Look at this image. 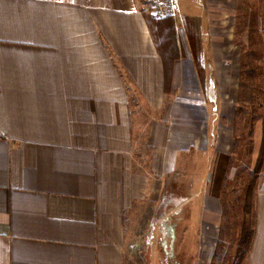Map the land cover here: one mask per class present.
Instances as JSON below:
<instances>
[{
	"label": "crops",
	"instance_id": "obj_1",
	"mask_svg": "<svg viewBox=\"0 0 264 264\" xmlns=\"http://www.w3.org/2000/svg\"><path fill=\"white\" fill-rule=\"evenodd\" d=\"M240 1L156 21L143 0H0V264H123L126 214L188 155L191 264H213ZM253 203L245 264H264V166Z\"/></svg>",
	"mask_w": 264,
	"mask_h": 264
},
{
	"label": "rangeland",
	"instance_id": "obj_2",
	"mask_svg": "<svg viewBox=\"0 0 264 264\" xmlns=\"http://www.w3.org/2000/svg\"><path fill=\"white\" fill-rule=\"evenodd\" d=\"M239 4L235 39L232 43H224L233 46L227 60L233 59L241 64V89L237 96L240 104L229 111L230 121L226 122L234 137L220 189L223 217L216 242V251L225 254L220 261L215 257L213 264H235L242 224L247 222L250 227L253 219L247 200L251 186L258 182L257 161L264 142V0H241ZM235 55L240 56L235 58ZM137 114L136 124L140 126L135 142L141 145L145 143L148 116L144 112ZM187 157L189 155L181 157L179 168L167 176L158 200H154L153 194L151 198L133 203L128 216L126 214L123 264H166L171 256L172 264H191L193 256L188 230L192 222H189L188 203L195 190H200L197 183L201 180L195 176L192 178L195 171L188 165H195ZM138 168L142 170V166ZM172 224L175 225L173 240L166 234V229ZM164 244L168 245L167 248ZM245 259L237 261V264H245Z\"/></svg>",
	"mask_w": 264,
	"mask_h": 264
},
{
	"label": "trees",
	"instance_id": "obj_3",
	"mask_svg": "<svg viewBox=\"0 0 264 264\" xmlns=\"http://www.w3.org/2000/svg\"><path fill=\"white\" fill-rule=\"evenodd\" d=\"M165 19H167V18H165ZM158 20H164V19H158ZM262 123H263V138H264V118L262 120ZM263 166H264V142H263V145L261 147L260 156H259L258 161H257V168L256 169L260 173V175L258 177L261 176ZM255 188H256V186H254V185L251 186V189H250L249 194H248L249 199L247 200L248 208L251 209V212H253V219H252V222L250 224V227H248L247 222L242 224L240 237H239L238 243H237L238 247H237V250L235 253V261H234L235 264H237V261H241V259L247 257V255L250 252L252 243H253V239H254V235H255V224H256V222H255L256 216H255V212H254V203H253V192H254ZM248 212H250V211H248ZM174 226H175L174 224L169 225L168 228L166 229L167 230L166 234H169L170 238H172V240L174 238L173 237L174 236L173 235V227ZM164 228H166V227H164ZM167 246H168L167 244H164L165 248H167ZM219 252L220 251H216L215 257H217V259H219V261H220V259L222 258L223 254H225V252H222V253H219ZM171 258H172V256H171ZM171 258H169V261L166 264H172Z\"/></svg>",
	"mask_w": 264,
	"mask_h": 264
},
{
	"label": "built area",
	"instance_id": "obj_4",
	"mask_svg": "<svg viewBox=\"0 0 264 264\" xmlns=\"http://www.w3.org/2000/svg\"><path fill=\"white\" fill-rule=\"evenodd\" d=\"M144 7L156 19L174 18L179 13L178 0H143Z\"/></svg>",
	"mask_w": 264,
	"mask_h": 264
}]
</instances>
